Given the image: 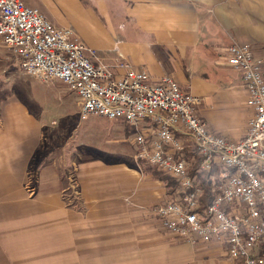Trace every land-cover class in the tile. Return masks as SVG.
Masks as SVG:
<instances>
[{"label": "crops", "instance_id": "obj_1", "mask_svg": "<svg viewBox=\"0 0 264 264\" xmlns=\"http://www.w3.org/2000/svg\"><path fill=\"white\" fill-rule=\"evenodd\" d=\"M23 1L72 29L95 50L94 62L118 75L121 55L152 80L171 75L199 98L196 113L211 131L231 140L246 133L252 111L240 72L224 56L228 45L246 43L264 75V0ZM15 57L2 53L0 72ZM29 78L20 94L0 97V264H235L222 246L185 242L161 226L151 209L172 192L161 171L136 157L134 127L115 119L103 148L64 150L56 144L59 85Z\"/></svg>", "mask_w": 264, "mask_h": 264}, {"label": "built area", "instance_id": "obj_2", "mask_svg": "<svg viewBox=\"0 0 264 264\" xmlns=\"http://www.w3.org/2000/svg\"><path fill=\"white\" fill-rule=\"evenodd\" d=\"M0 40L26 75L57 79L74 92L80 119L93 114L134 127L136 157L176 182L174 195L151 209L165 230L185 242L220 245L235 264H264L263 60L248 44L225 49L224 63L240 72L252 111L244 136L231 140L208 128L196 113L199 98L181 89L173 76L152 80L121 55L116 62L123 72L115 74L93 61L95 50L72 29L56 26L23 0H0ZM187 143L194 145L199 171L218 169L205 204L203 186L191 174ZM69 187L77 195L74 176ZM67 193L64 199L73 202Z\"/></svg>", "mask_w": 264, "mask_h": 264}, {"label": "rangeland", "instance_id": "obj_3", "mask_svg": "<svg viewBox=\"0 0 264 264\" xmlns=\"http://www.w3.org/2000/svg\"><path fill=\"white\" fill-rule=\"evenodd\" d=\"M6 52L11 51L0 42V71L4 68V64L1 62L2 53ZM15 58L17 59V57ZM11 60L12 61L7 64L8 67L5 71L0 72V97H3L7 92H11V90L20 94L21 88L25 85L24 82L26 79H30L20 68L18 60L14 58ZM56 84L59 85V87H56V91L60 90V96L58 97L56 95V131H58L56 135V144L64 147V150L70 146H75L80 149L84 147H92L93 149L103 148V145H106L105 140L113 137V131L117 129L113 125L115 119L107 120L104 117L93 114L86 116L84 119H80L77 95L74 92L68 91L57 79ZM131 130L133 132V128ZM69 135L72 137L69 138ZM85 149L86 148H84V150ZM192 167L194 168V166ZM159 171L158 169L157 172ZM161 173L163 172L161 171ZM163 174L171 178L170 175ZM175 187L176 184L172 188H168L169 191L172 192V196L175 193ZM164 201H166V199L161 202Z\"/></svg>", "mask_w": 264, "mask_h": 264}, {"label": "trees", "instance_id": "obj_4", "mask_svg": "<svg viewBox=\"0 0 264 264\" xmlns=\"http://www.w3.org/2000/svg\"><path fill=\"white\" fill-rule=\"evenodd\" d=\"M142 165L144 166V168H147V169H151L153 170L154 172L155 169H152L151 167H148L147 166V163L141 161ZM198 166V163L196 164ZM147 166V167H146ZM192 175H196V177L200 180V183L202 184L203 186V198H202V204H205L207 203V201H209L211 199V185H212V179L210 178V173H206L204 171H199L198 170V167L196 168V166L192 169V172H191ZM161 179H163L166 183V185L168 187H173L176 182L175 180H173L172 178L168 177V176H164V175H161Z\"/></svg>", "mask_w": 264, "mask_h": 264}]
</instances>
